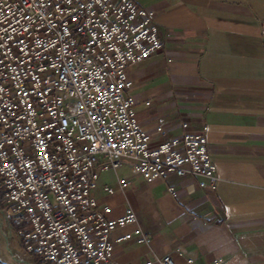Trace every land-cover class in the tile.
Instances as JSON below:
<instances>
[{
	"label": "built area",
	"instance_id": "obj_1",
	"mask_svg": "<svg viewBox=\"0 0 264 264\" xmlns=\"http://www.w3.org/2000/svg\"><path fill=\"white\" fill-rule=\"evenodd\" d=\"M161 46L153 13L131 0H0L2 211L24 253L44 264H115L114 243L147 245L139 228L113 242L136 214L109 220L92 196L99 175L125 159L146 182L190 176L217 190L206 128L184 123L180 138L152 146L135 119L126 70Z\"/></svg>",
	"mask_w": 264,
	"mask_h": 264
},
{
	"label": "crops",
	"instance_id": "obj_2",
	"mask_svg": "<svg viewBox=\"0 0 264 264\" xmlns=\"http://www.w3.org/2000/svg\"><path fill=\"white\" fill-rule=\"evenodd\" d=\"M131 1L153 13L162 44L126 70L135 119L152 146L180 138L184 123L206 128L219 184L209 192L190 176L146 182L126 159L101 173L92 196L107 219L136 214L112 241L135 228L150 238L114 243L115 264H264V0ZM2 207L0 189V264H44L22 251Z\"/></svg>",
	"mask_w": 264,
	"mask_h": 264
}]
</instances>
